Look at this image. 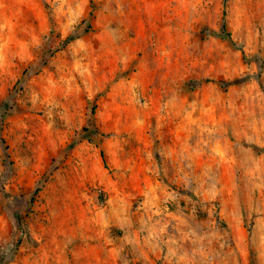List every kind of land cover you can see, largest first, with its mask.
<instances>
[{"label":"rangeland","instance_id":"374dc122","mask_svg":"<svg viewBox=\"0 0 264 264\" xmlns=\"http://www.w3.org/2000/svg\"><path fill=\"white\" fill-rule=\"evenodd\" d=\"M0 262L264 264V0H0Z\"/></svg>","mask_w":264,"mask_h":264},{"label":"trees","instance_id":"16d2710c","mask_svg":"<svg viewBox=\"0 0 264 264\" xmlns=\"http://www.w3.org/2000/svg\"><path fill=\"white\" fill-rule=\"evenodd\" d=\"M225 1H227V0H225ZM222 28H223V31L225 32V34H226V37H228V38H230L231 36H230V34L229 33H227V31H226V25H225V23L223 24V26H222ZM232 42V41H231ZM233 43V42H232ZM37 191H39V189H37ZM0 264H1V262H0Z\"/></svg>","mask_w":264,"mask_h":264}]
</instances>
